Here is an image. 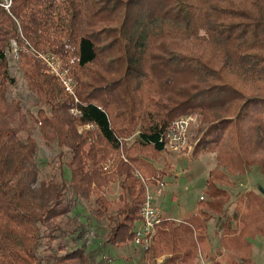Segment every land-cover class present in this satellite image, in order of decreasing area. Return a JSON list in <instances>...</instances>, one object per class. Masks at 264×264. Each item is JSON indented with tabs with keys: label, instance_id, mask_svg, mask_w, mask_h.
<instances>
[{
	"label": "trees",
	"instance_id": "trees-1",
	"mask_svg": "<svg viewBox=\"0 0 264 264\" xmlns=\"http://www.w3.org/2000/svg\"><path fill=\"white\" fill-rule=\"evenodd\" d=\"M8 1L0 0V264H110L105 247L132 245L139 221L143 185L133 171L156 174L163 134L186 114L196 116L193 157L214 161L204 205L181 221L163 218L144 259L197 262L215 220L233 261L251 263L262 197L232 190L248 172L264 176V0ZM12 42L34 111L7 99ZM30 48L63 59L77 104ZM87 123L94 133L78 132ZM35 133L55 150L53 175L40 166ZM116 190L113 207L104 196ZM101 220L106 240L88 247L85 234Z\"/></svg>",
	"mask_w": 264,
	"mask_h": 264
},
{
	"label": "rangeland",
	"instance_id": "rangeland-1",
	"mask_svg": "<svg viewBox=\"0 0 264 264\" xmlns=\"http://www.w3.org/2000/svg\"><path fill=\"white\" fill-rule=\"evenodd\" d=\"M10 74L15 77V84L9 87L7 92L8 101L14 99L19 100L22 109L35 110V103L37 99L33 93H31L25 82L24 74L18 66V59L13 56L10 60ZM77 86V85H76ZM194 115V114H193ZM196 123V116L191 122L188 128L187 141L184 147L178 152H171L164 150L159 156L158 161L155 164L156 169H160V177L166 182L165 194L161 196L157 201V206L160 209L161 214H165L169 219L175 221H181L188 217L190 214L197 211V208L202 207L203 202L200 203V197H206V179L210 169L214 166L213 158L210 154H201L198 157H193V148L195 140L190 138V131L194 129ZM78 127V126H77ZM95 131V130H94ZM94 131H90L94 133ZM38 159L41 161L42 168L50 175L55 172L52 169V158L55 156V150L50 146H45L38 138ZM131 138V137H130ZM128 143L131 144L133 137ZM242 178V179H241ZM237 182L233 188V194L236 192H243L248 189H252L255 193L259 192L262 198H259L262 207L259 208V212L264 214V176H262L257 170L248 172L243 177L235 179ZM114 194H108L104 196L105 199L111 202L112 206L118 203L119 190L113 192ZM245 198V197H244ZM254 205V204H253ZM84 208V207H83ZM79 213L76 214V218L82 220L88 213V209L79 208ZM230 215L233 213V208L229 210ZM264 218V215H263ZM226 221L225 219L222 222ZM93 228L89 226L90 230H95V235L87 242L88 247L96 245V242L104 243L106 240L105 228L106 222L104 220L95 223ZM239 228L241 224L236 223ZM209 230L207 237L210 235L211 239L208 245L211 247L208 252L203 250V245L200 246V253L197 257V262L193 264H207L215 260L216 256H220L215 264H248L243 258V261H233L231 252L225 250L219 241L221 229L219 223L215 220H211L208 224ZM89 231V230H88ZM211 232V234L209 233ZM86 239V238H85ZM251 242V263L249 264H264V224L260 225L256 234L247 239ZM94 241V242H93ZM133 243V242H132ZM221 249V252L216 251V246ZM134 246L131 243L116 242L113 245L105 247V253L102 252L100 257L103 256L104 260L110 262V264H150L147 259H144L143 252L139 251L137 257L134 256ZM205 251V252H204ZM207 252V255L205 253ZM130 258V259H129ZM159 259H157L158 261Z\"/></svg>",
	"mask_w": 264,
	"mask_h": 264
},
{
	"label": "built area",
	"instance_id": "built-area-1",
	"mask_svg": "<svg viewBox=\"0 0 264 264\" xmlns=\"http://www.w3.org/2000/svg\"><path fill=\"white\" fill-rule=\"evenodd\" d=\"M4 6H9L8 0H5ZM12 51L13 56L18 58L17 46L15 42H12ZM30 53L37 61H40L43 64L47 73L54 76L58 80L63 90L70 95L74 103L77 104L79 102L76 95L77 82L72 76L70 68L64 64L63 59L55 53L42 52L33 48H30ZM68 112L75 117L82 116L81 110L77 106L69 108ZM193 119V114H186L175 118L169 123L162 137L164 150L178 152L184 147L187 141L188 128ZM77 130L80 133H86L91 130L94 131L95 125L92 123L79 125ZM131 138L125 139L124 142L128 143L131 141ZM120 158L123 161H127L123 149L120 150ZM106 168H108V165L105 166V169ZM156 171V174L150 177L142 175L137 169L133 171L135 179L143 185V195L138 211L139 221L133 229L132 238L134 247L141 252L149 250L153 237L156 233V229L163 220V216L157 206V201L165 193L166 182L162 177H160L161 170L157 168ZM200 199L202 200L203 197L201 196ZM94 235L95 230L89 229V231L85 234L87 242Z\"/></svg>",
	"mask_w": 264,
	"mask_h": 264
},
{
	"label": "crops",
	"instance_id": "crops-1",
	"mask_svg": "<svg viewBox=\"0 0 264 264\" xmlns=\"http://www.w3.org/2000/svg\"><path fill=\"white\" fill-rule=\"evenodd\" d=\"M165 194V193H164ZM193 214V213H192ZM162 216H163V218L164 219H169L168 218V216L167 215H165V214H162ZM185 219V218H184ZM180 221V220H179ZM208 230H209V227H208ZM209 233L211 234V232L209 231ZM211 239V237H210V235L208 236V237H205V240H204V242L202 243V245H203V250H205V251H207L208 252V249H209V251H210V249H211V247L208 245V243H207V241L209 242V240ZM218 245H220V243H218ZM216 246V251H219V253L221 252V249L220 248H218L219 246ZM204 251V252H205ZM207 252L205 253V255H207ZM220 256H216L214 259L215 260H217L218 258H219ZM159 260H158V262H160L162 259H163V257H160V258H158ZM210 262V261H209ZM209 262H207V264H210Z\"/></svg>",
	"mask_w": 264,
	"mask_h": 264
}]
</instances>
